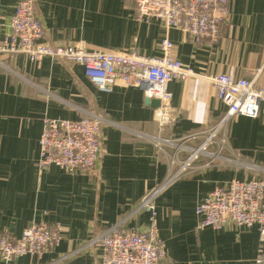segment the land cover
I'll return each mask as SVG.
<instances>
[{
    "label": "crops",
    "instance_id": "obj_1",
    "mask_svg": "<svg viewBox=\"0 0 264 264\" xmlns=\"http://www.w3.org/2000/svg\"><path fill=\"white\" fill-rule=\"evenodd\" d=\"M17 2L0 0V43L9 32L6 21ZM35 8L42 41L53 45L135 50L153 58L160 57L166 35L174 46L173 57L195 74L168 85L173 120L166 134L171 136L205 130L225 114L227 107L204 77L233 72L235 78L264 89V0H229V17L214 44L208 40L194 44L177 30L165 33L154 19L138 21L132 0H35ZM0 64V232L18 239L30 224L63 228L62 240L52 251L12 264H101L102 249L90 245L92 239L118 223L144 230L148 216L136 208L167 173L166 159L149 141L131 134H157L156 108L146 104L136 87L117 84L109 93L99 91L78 65L4 54ZM88 111L118 125L101 127L103 153L94 175L69 174L52 165L40 170L42 120L77 121ZM226 131L236 153L264 167V104L257 118H234ZM256 176L213 167L196 170L162 192L154 202L166 254L160 264H256L261 250L256 227L200 228L195 213L215 187Z\"/></svg>",
    "mask_w": 264,
    "mask_h": 264
},
{
    "label": "built area",
    "instance_id": "obj_2",
    "mask_svg": "<svg viewBox=\"0 0 264 264\" xmlns=\"http://www.w3.org/2000/svg\"><path fill=\"white\" fill-rule=\"evenodd\" d=\"M138 21H158L165 33L177 30L194 44L219 40L221 26L230 14L229 0H132ZM3 17L0 5V27ZM9 32L0 43V54L24 55L31 62L50 58L82 67L85 77L101 92L109 93L117 84L140 89L145 98L159 101L154 121L158 132L147 135L131 131L149 141L166 159L164 179L140 200L136 212L148 216L144 230L123 228L121 223L106 228L90 245L102 249L101 264H160L165 258V244L156 226L155 199L170 185L196 170L230 167L256 173L252 179H232L215 187L195 209L199 227L220 229L223 225L259 231L261 250L256 264H264V167L244 160L228 143L227 124L237 117L255 119L264 104V89L252 81L235 78L233 72L204 77L216 91L227 110L221 119L205 130L174 137L166 134L172 124L171 95L168 85L195 74L173 57V44L165 35L160 43V57L147 58L135 50L87 51L77 45H53L43 42L42 23L36 14L35 0H18L14 13L6 21ZM2 66V64H0ZM46 95L52 96L47 91ZM111 124L102 115L88 111L77 121L42 120L39 139L40 170L56 166L69 174L92 176L103 153L101 127ZM59 224H30L17 239L0 232V261L12 264L31 256L41 258L62 240Z\"/></svg>",
    "mask_w": 264,
    "mask_h": 264
},
{
    "label": "water",
    "instance_id": "obj_3",
    "mask_svg": "<svg viewBox=\"0 0 264 264\" xmlns=\"http://www.w3.org/2000/svg\"><path fill=\"white\" fill-rule=\"evenodd\" d=\"M145 102H146V104H149L151 107L156 108V109L159 106V101L156 99H152V100L146 99Z\"/></svg>",
    "mask_w": 264,
    "mask_h": 264
}]
</instances>
